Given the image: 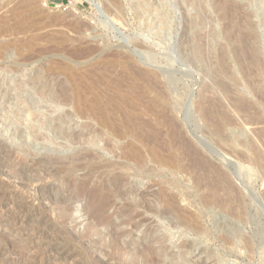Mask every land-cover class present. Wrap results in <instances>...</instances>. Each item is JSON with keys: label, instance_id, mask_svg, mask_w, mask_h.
I'll list each match as a JSON object with an SVG mask.
<instances>
[{"label": "rangeland", "instance_id": "rangeland-1", "mask_svg": "<svg viewBox=\"0 0 264 264\" xmlns=\"http://www.w3.org/2000/svg\"><path fill=\"white\" fill-rule=\"evenodd\" d=\"M95 6L0 0V264H264V0H95ZM131 63L161 84L197 155L226 172L234 190L218 191L228 196L224 208L205 183L211 174L199 181L195 156L173 146L163 125L153 142L106 132L96 146L74 142L50 119L69 113L73 127L94 123L74 115L69 103L49 102L29 81L50 73V88H68L71 68L103 89ZM206 108L213 110L210 121L202 116ZM155 140L169 145L163 152L173 159L169 166L152 160ZM129 145L142 156L129 155ZM237 225L240 240L232 237ZM248 238L253 249L245 246Z\"/></svg>", "mask_w": 264, "mask_h": 264}, {"label": "bare ground", "instance_id": "bare-ground-1", "mask_svg": "<svg viewBox=\"0 0 264 264\" xmlns=\"http://www.w3.org/2000/svg\"><path fill=\"white\" fill-rule=\"evenodd\" d=\"M93 8H95V0H86ZM220 3V2H219ZM27 4V3H26ZM25 5V2L22 4V6ZM230 5V4H229ZM241 5V4H240ZM221 6V5H220ZM239 5H237L238 7ZM148 7V6H147ZM226 7V5H225ZM236 7V6H234ZM241 7V6H239ZM238 7V9H239ZM153 9V8H152ZM233 9V8H232ZM236 9V8H235ZM236 9V10H238ZM147 12V11H146ZM243 12V11H242ZM244 13L248 14V12H243L241 14L244 15ZM225 14V13H224ZM231 14V13H230ZM243 15H240L243 17ZM229 16V15H228ZM244 18V17H243ZM240 19V18H239ZM245 19V18H244ZM238 20V19H237ZM246 20V19H245ZM244 31V30H243ZM244 34V33H243ZM246 35V34H244ZM252 35H249L248 32V36L247 37H251ZM246 37V36H245ZM246 37V39H248ZM255 39V37H252ZM35 39V38H34ZM30 40V38H29ZM28 40V41H29ZM26 39L23 41V43L25 44ZM31 41H33V39H31ZM29 42L32 44V42ZM248 41V40H247ZM246 41V43H247ZM250 41V40H249ZM128 44L134 42L133 40H128L126 41ZM251 42V41H250ZM249 43V42H248ZM21 44V43H20ZM28 45V43H26ZM252 44V43H251ZM126 46V44H125ZM245 46V45H244ZM249 46V45H248ZM252 47V46H251ZM250 47V48H251ZM254 49V46L252 47ZM248 50V47H247ZM255 50V49H254ZM245 52V51H244ZM249 54V57H251L249 51H247ZM252 53V52H251ZM149 55V54H148ZM253 55V54H252ZM256 55V54H255ZM149 57V56H148ZM153 56L149 57L152 58ZM246 57V56H244ZM257 57V56H256ZM249 58V59H250ZM248 59V58H247ZM254 61V57L252 58ZM258 59V58H257ZM252 60V61H253ZM108 63V62H107ZM112 64V63H109ZM107 65V64H105ZM126 65V64H125ZM107 68H109L108 66H106ZM46 69V68H45ZM59 69V68H58ZM97 69V68H96ZM120 69V68H119ZM107 70V69H106ZM110 70V69H109ZM143 69H139L136 65L128 64L126 65V67L124 66L122 68V70L120 69V73L116 75L114 81L115 84L114 86H112L111 82L114 83V81L111 82H107L108 84H106L105 86H103V89H98V84H97V80H92V82L94 83H90V80L86 77H89L84 75L85 72H82L80 76L77 74V72H79L78 70L75 71L71 68H66V80H68L69 82V87L68 88H64V86L61 84L59 86L58 89L54 90L52 87L50 88V77L51 74L48 73L47 75H38V76H31L29 81L30 83L37 87V88H41V90H39L43 95H46L47 100L51 103H55V104H70V108L73 112L74 115L78 116L79 118L82 119H88L90 121H92L95 125V127H89L86 125H75V127H73V125L71 126L70 123L72 121V116L69 113H66L62 116H58L55 118H51L50 119V123L54 122L53 124V130L58 133V134H62V135H66L68 137H70V139L74 142H80L81 140H85L88 143L92 144V145H97L98 141H99V137H101L100 134H102L103 132H106L109 135H112V137H122L125 136L127 134H140L143 139L145 141L150 142V140L152 141V139H156L158 138V136L161 134V130H160V125H163L164 127H166V131L171 134L172 136V145L175 146L176 148H183V150H185L187 153H189L194 157V166L196 167V172L198 173L199 170L202 171V175H200V180L199 181H204L207 179V176L210 175L207 179L208 183L205 182L208 186L209 189H211V194L213 193L215 196V198H213V202L216 204L221 205L223 208V204H225L224 201V196H226L225 194L221 195L218 191H224L228 188H230L233 185L231 184V181H229L228 176H226V172L223 173L222 171H220V169H215V167L210 166L211 164L205 160H203L202 158H200L197 154V150L192 146V144H190V142L188 141V139L186 138V136L184 135V133H182V129L180 127V124L178 123V121L175 119L174 117V113H173V107L168 106L165 104V102H167L168 99V94L163 92L162 89L160 90V83L156 80V78H154L155 76L151 75L150 72H145L142 71ZM93 71V70H92ZM105 71V70H104ZM111 72V71H110ZM37 73V72H36ZM84 73V74H83ZM88 73V72H87ZM90 73V72H89ZM80 74V72H79ZM65 75V74H64ZM98 75V74H97ZM96 75V76H97ZM105 75V74H104ZM155 75V74H154ZM58 76V75H57ZM107 76V75H106ZM62 78V77H61ZM84 78H86L87 84L84 80ZM104 78V76L102 74L98 75L97 78L95 79H100L99 81H101V79ZM109 80V79H108ZM98 81V82H99ZM110 81V80H109ZM56 82V81H55ZM62 82V81H61ZM103 82V81H102ZM100 84V83H99ZM101 85V84H100ZM43 88H47V90L45 89L43 91ZM102 88V85H101ZM148 91H154L158 97H153L150 98L147 96V92ZM154 96V95H153ZM245 106V105H244ZM241 107H243L241 105ZM219 108V107H218ZM246 108V107H244ZM243 108V110H244ZM206 110H203V115L205 118V121H207L208 118H210V116H208L210 114V112H208V110H212L211 108H206ZM215 109H217V107H215ZM218 110V109H217ZM216 110V111H217ZM241 110V109H240ZM242 110V111H243ZM248 110V109H247ZM213 111V110H212ZM223 111V110H222ZM221 113V111H218ZM217 112V113H218ZM45 114V113H44ZM219 114V113H218ZM223 116H225L223 114ZM34 117V116H33ZM227 117V116H225ZM35 118V117H34ZM230 118V117H229ZM212 119V117H211ZM214 119V118H213ZM225 119V118H224ZM210 121V119H208ZM227 120V118L225 119ZM256 120V119H255ZM229 121V120H228ZM257 121V120H256ZM214 122V120H213ZM218 122V121H217ZM231 122V121H230ZM210 123V122H209ZM216 123V122H215ZM229 123V122H228ZM255 123L251 122V124ZM218 124V123H217ZM160 126V127H159ZM221 126V125H220ZM221 128V127H220ZM213 130V129H212ZM262 131V130H261ZM260 135V133H259ZM98 138V139H97ZM111 138V137H110ZM264 138V136H263ZM154 141V140H153ZM152 141V142H153ZM108 140H105L104 142V147L108 146L109 143ZM264 145V144H263ZM126 150H128V154L132 155L134 157H139L142 156L139 149L135 146H126ZM107 148V147H106ZM169 148V145L164 144L162 142H156L155 140V146L152 147V150H149L150 156L152 158V160L154 162H157L159 164H164L165 166H169L170 164H172V158L171 157H166V155L163 153L166 149ZM127 152V151H126ZM125 152V154H126ZM131 153V154H130ZM124 154V152H123ZM197 159V160H196ZM21 166V165H20ZM192 166V165H191ZM190 166V167H191ZM187 167V166H186ZM20 168V167H19ZM185 168V167H184ZM183 168V169H184ZM188 168V167H187ZM198 168V170H197ZM193 169V168H192ZM213 170V171H212ZM26 171V170H25ZM200 171V172H201ZM197 173L195 175V178H197ZM213 174V175H212ZM20 176V175H19ZM124 176V175H123ZM121 176H119L120 178ZM122 180V179H121ZM24 181V180H23ZM199 181L196 183H199ZM15 182V181H14ZM39 182V181H38ZM36 183V182H35ZM44 183V182H43ZM17 184V183H16ZM37 184V183H36ZM34 184V188L35 189V185ZM118 184V183H117ZM115 184V185H117ZM201 185V183H199ZM2 185V184H0ZM23 185V184H22ZM203 185V184H202ZM38 186V185H37ZM40 186V185H39ZM82 186V185H81ZM80 187V186H79ZM115 187V186H114ZM113 187V188H114ZM202 187V186H201ZM205 187V186H204ZM234 187V186H233ZM233 187H231L230 189H232ZM117 188V187H116ZM208 189V187H207ZM32 190V189H31ZM228 190V189H227ZM234 190V188H233ZM209 191V190H208ZM209 191V192H210ZM215 191L218 193L216 194ZM38 192V190H37ZM124 191H120L119 194H124L126 192ZM207 192V191H206ZM130 193V192H129ZM127 193V194H129ZM208 193V192H207ZM222 193V192H221ZM224 193V192H223ZM112 194V193H111ZM111 194L109 193V195L111 196ZM117 194V193H115ZM114 194V195H115ZM213 194L211 197H213ZM118 195V194H117ZM206 195V194H205ZM208 195V194H207ZM221 195V196H220ZM234 196H237L236 194H234ZM119 197V196H118ZM210 197V198H211ZM223 197V198H222ZM29 198V197H28ZM104 198V197H103ZM142 198V197H141ZM208 198V196L206 197ZM205 198V199H206ZM26 199V198H25ZM226 200L228 198H225ZM234 199V198H233ZM236 199V197H235ZM241 200V198H239ZM11 200V199H10ZM24 200V199H23ZM225 200V201H226ZM228 199L227 202H229ZM238 200V196L237 199ZM113 201V200H112ZM207 201V200H206ZM239 201V200H238ZM237 201V202H238ZM93 202V201H91ZM110 202V201H109ZM226 202V203H227ZM241 202V201H240ZM12 203V202H11ZM11 203L9 204L10 206ZM14 203V202H13ZM16 203V202H15ZM29 203V202H28ZM208 203V202H207ZM1 204V203H0ZM3 204V203H2ZM17 204V203H16ZM25 204V203H24ZM230 204V203H229ZM19 205V204H18ZM29 205V204H28ZM235 205V204H234ZM241 205V204H240ZM2 206V205H1ZM8 206V204H5L1 209H5V207ZM9 206V207H10ZM14 206V205H13ZM26 206V205H25ZM96 206V205H95ZM219 206V207H221ZM228 204H226V207L228 210L230 208V206L232 207L233 204L231 203L230 206H228ZM221 207V209H223ZM236 207V205H235ZM234 206L230 209L233 210L235 208ZM240 207V206H239ZM11 208V207H10ZM15 208V207H14ZM28 208V207H26ZM8 209V208H7ZM6 209V211H7ZM13 209V207H12ZM11 209V210H12ZM33 209V208H32ZM225 211H228V210ZM8 210V211H11ZM18 210V209H17ZM30 210V209H29ZM41 210V209H40ZM86 210V209H85ZM96 210V209H95ZM101 210V209H100ZM165 210V209H163ZM224 210V209H223ZM230 210L228 212H230ZM25 211V210H24ZM23 211V212H24ZM28 211V210H27ZM15 212V211H13ZM17 212V211H16ZM15 212V213H16ZM29 212V211H28ZM31 212V211H30ZM100 212V211H99ZM136 212V211H135ZM167 212V211H166ZM1 214L4 213V211L0 212ZM18 213V212H17ZM33 213V211H32ZM37 213V212H36ZM35 213V214H36ZM42 213V212H41ZM48 213V212H47ZM137 213V212H136ZM236 213V212H235ZM235 213L231 214L234 215ZM240 211H237V214H239ZM243 212H241L240 214H242ZM30 215V214H29ZM37 215V214H36ZM136 215V214H135ZM236 215V214H235ZM20 216V215H19ZM28 216V215H26ZM33 216V215H32ZM39 216V214H38ZM37 216V217H38ZM44 216V215H43ZM1 217V215H0ZM6 217V214H5ZM9 217V216H8ZM21 217V216H20ZM24 216H22L23 218ZM29 217V216H28ZM34 217V216H33ZM41 217V216H40ZM47 217V216H46ZM135 217V216H134ZM243 217V215H242ZM12 218V217H11ZM14 218V217H13ZM31 218V217H29ZM36 218V217H35ZM44 218V217H43ZM42 218V220H43ZM15 219V218H14ZM25 219V218H24ZM38 219V218H37ZM41 219V218H39ZM45 219V218H44ZM47 219V218H46ZM51 219V218H50ZM243 219V218H242ZM11 220V219H10ZM21 220V219H20ZM30 220V219H29ZM35 220V219H34ZM41 220V221H42ZM16 221V220H15ZM13 221V223L15 222ZM19 221V220H17ZM50 221V220H49ZM65 221V220H64ZM95 221V220H94ZM21 222V221H20ZM25 222V221H24ZM34 222V221H33ZM112 222V221H111ZM2 223V222H1ZM17 223V222H16ZM38 223V222H37ZM43 223V221H42ZM193 223V222H191ZM3 224V223H2ZM10 224V222H9ZM18 224V223H17ZM16 224V225H17ZM20 224V223H19ZM40 224V223H39ZM51 224V223H50ZM55 224V223H53ZM14 226V224H12ZM197 225V224H196ZM5 226V225H4ZM9 226V225H8ZM12 226V227H13ZM19 226V225H18ZM109 226V225H108ZM198 226V225H197ZM28 227V225H27ZM25 225V228L28 229ZM41 227V226H40ZM52 227V226H50ZM6 228H8L6 226ZM15 228V227H14ZM32 228V227H31ZM36 225H34V227L32 229H35ZM42 228H43V224H42ZM31 229V230H32ZM53 229V228H52ZM103 229V228H102ZM109 229V227H108ZM37 231V228L35 229ZM34 230V231H35ZM49 230V229H48ZM47 230V231H48ZM51 230V229H50ZM17 231V229H16ZM20 231V230H19ZM18 231V232H19ZM22 231V230H21ZM33 231V230H32ZM31 231V232H32ZM33 231V232H34ZM39 231V230H38ZM42 232H44L43 230H41ZM46 231V232H47ZM197 231V230H196ZM205 231V230H204ZM219 231V230H218ZM243 228L239 225H237L236 229L233 231L232 233V237H236L238 240L239 238H241L240 234L242 233ZM4 232V231H3ZM30 232V233H31ZM32 232V233H33ZM50 232V231H49ZM194 232V230H193ZM232 232V230H231ZM105 233V232H104ZM227 233V232H226ZM1 234V233H0ZM36 234V232H35ZM34 234V235H35ZM38 234V233H37ZM47 234V233H46ZM106 234V233H105ZM261 234V233H260ZM7 235V234H6ZM32 235V234H31ZM30 235V236H31ZM43 235V234H42ZM48 235V234H47ZM111 235V234H110ZM2 236V235H1ZM26 236V235H25ZM33 236V235H32ZM36 236V235H35ZM46 236V235H45ZM243 236V233H242ZM6 237V236H5ZM8 237V235H7ZM14 237V236H13ZM34 237V236H33ZM38 237V236H37ZM36 237V238H37ZM61 237V236H60ZM90 237V236H89ZM116 237V236H115ZM118 237V236H117ZM228 239V236H226ZM3 238V237H2ZM12 238V237H9ZM15 238V237H14ZM13 238V239H14ZM35 238V239H36ZM40 239V237H38ZM48 238V237H47ZM57 238V237H56ZM246 238V237H245ZM5 239V238H4ZM8 239V238H6ZM24 239V238H23ZM225 239V238H224ZM232 239V238H231ZM253 239V238H252ZM2 240V239H1ZM9 240V239H8ZM45 239L43 238V241ZM47 240V239H46ZM240 240V239H239ZM7 241V240H5ZM11 241V240H10ZM37 241V240H36ZM227 241V240H226ZM244 241V240H243ZM12 242V241H11ZM48 242V241H47ZM254 242V240H253ZM253 242L248 238L245 239V246H247L249 249L252 248V246L254 245ZM9 243V241H8ZM35 243V242H33ZM38 243V242H37ZM36 243V244H37ZM7 244V243H6ZM46 244H51L46 243ZM238 244V243H237ZM14 245V244H13ZM39 245V244H38ZM44 245V244H43ZM52 245V244H51ZM59 244H57L58 246ZM61 245V244H60ZM64 245V244H62ZM258 245V244H257ZM5 246V245H4ZM45 246V245H44ZM56 246V247H57ZM65 246V245H64ZM3 247V246H2ZM1 247V248H2ZM9 247V246H8ZM259 247V246H258ZM34 248V247H33ZM39 248V247H38ZM44 248V247H41ZM47 248V247H46ZM51 248V247H50ZM67 248V247H66ZM65 248V249H66ZM58 249V248H57ZM62 249H64V247H62ZM253 249V248H252ZM256 249V248H255ZM2 250V249H1ZM6 250V249H5ZM15 250V249H14ZM50 250V249H49ZM67 250V249H66ZM11 251V250H8ZM41 251V250H40ZM47 251V250H46ZM57 251V250H56ZM55 251V252H56ZM60 251V250H59ZM59 251L57 253H59ZM263 251V250H262ZM14 252V251H13ZM45 252V251H44ZM139 252V251H138ZM7 253V252H6ZM262 253V252H261ZM12 254V253H11ZM14 254V253H13ZM30 254V253H29ZM46 254V253H45ZM61 254V253H60ZM9 255V254H8ZM17 255V254H16ZM19 255V254H18ZM57 255V254H56ZM67 255V254H66ZM256 255V254H255ZM5 256V254H4ZM10 256V255H9ZM8 256V257H9ZM26 256V255H25ZM34 256V255H33ZM37 256V255H36ZM40 256V255H39ZM2 257V256H1ZM6 257V256H5ZM5 257H3L5 259ZM11 257V256H10ZM14 257V256H13ZM44 256H42L43 258ZM47 257V256H46ZM56 257V256H55ZM64 257V256H63ZM12 258V257H11ZM15 258V257H14ZM36 258V257H35ZM53 258V256H52ZM58 258V257H57ZM65 258V257H64ZM2 259V258H1ZM37 259V258H36ZM44 259L46 260V258L44 257ZM12 260V259H11ZM53 260V259H52ZM51 260V261H52ZM55 260V259H54ZM59 260V259H58ZM148 260V259H147ZM2 261V260H0ZM14 261V260H13ZM49 260H47L46 262H48ZM50 261V262H51ZM56 261V260H55ZM64 261V260H62ZM66 261V259H65ZM61 262V261H60ZM1 263V262H0ZM16 263V262H15ZM22 263V262H21ZM40 263V261H39ZM44 263V262H43ZM53 263V262H52ZM56 263V262H55ZM125 263V262H124ZM58 264V261L57 263ZM63 264V263H62ZM71 264V263H70Z\"/></svg>", "mask_w": 264, "mask_h": 264}, {"label": "trees", "instance_id": "trees-1", "mask_svg": "<svg viewBox=\"0 0 264 264\" xmlns=\"http://www.w3.org/2000/svg\"><path fill=\"white\" fill-rule=\"evenodd\" d=\"M55 1H61V0H55Z\"/></svg>", "mask_w": 264, "mask_h": 264}]
</instances>
